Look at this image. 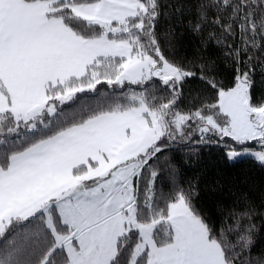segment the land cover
I'll return each instance as SVG.
<instances>
[{
  "label": "snow or ice",
  "instance_id": "6c2138e0",
  "mask_svg": "<svg viewBox=\"0 0 264 264\" xmlns=\"http://www.w3.org/2000/svg\"><path fill=\"white\" fill-rule=\"evenodd\" d=\"M173 8L191 58L166 51L161 0H0V264H264L250 204L218 228L193 186L157 188L165 147L194 136L264 166V0Z\"/></svg>",
  "mask_w": 264,
  "mask_h": 264
},
{
  "label": "trees",
  "instance_id": "16d2710c",
  "mask_svg": "<svg viewBox=\"0 0 264 264\" xmlns=\"http://www.w3.org/2000/svg\"><path fill=\"white\" fill-rule=\"evenodd\" d=\"M161 2L165 12L159 26L161 32L167 31L169 27L177 29L176 48L166 51L176 58H191L197 50L199 40L185 26L193 17L188 11H185L183 16H180L179 12L170 15L174 11L173 6L177 8L187 6L191 0H161ZM176 17L183 20V25L176 23ZM208 51L214 58L219 56L215 46L210 47ZM217 64L221 73L227 77L228 66L222 59H217ZM255 80L256 96L264 95V76L259 69L256 70ZM197 89L198 82L184 89V95L178 102L181 108L186 109L191 106L189 96L194 95ZM81 103L94 104L95 99L92 98V94H84ZM197 140L198 136H194L191 141L172 142L165 147L164 159L160 165L161 172L157 177V188L169 190L173 178L185 188L193 186L199 193L194 201L196 207L210 217L218 228L225 221L227 224H232L228 209L246 207L250 204L256 212L250 221L244 220L243 223L254 225L252 256L258 257L264 254V166L252 156H243L230 161L226 158L225 150L221 145L199 144L196 143ZM165 163H170L171 168L165 167ZM172 170L174 177L169 175Z\"/></svg>",
  "mask_w": 264,
  "mask_h": 264
},
{
  "label": "rangeland",
  "instance_id": "374dc122",
  "mask_svg": "<svg viewBox=\"0 0 264 264\" xmlns=\"http://www.w3.org/2000/svg\"><path fill=\"white\" fill-rule=\"evenodd\" d=\"M243 156H249V155H242V156H240V157H243ZM240 157H237V158H240ZM237 158H236V159H237ZM234 160H235V159H234Z\"/></svg>",
  "mask_w": 264,
  "mask_h": 264
}]
</instances>
